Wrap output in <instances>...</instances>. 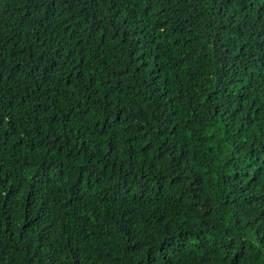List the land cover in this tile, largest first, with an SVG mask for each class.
Masks as SVG:
<instances>
[{
  "label": "trees",
  "instance_id": "16d2710c",
  "mask_svg": "<svg viewBox=\"0 0 264 264\" xmlns=\"http://www.w3.org/2000/svg\"><path fill=\"white\" fill-rule=\"evenodd\" d=\"M0 13V264H264V0H40Z\"/></svg>",
  "mask_w": 264,
  "mask_h": 264
},
{
  "label": "clouds",
  "instance_id": "9594fccd",
  "mask_svg": "<svg viewBox=\"0 0 264 264\" xmlns=\"http://www.w3.org/2000/svg\"><path fill=\"white\" fill-rule=\"evenodd\" d=\"M39 6L40 0H0V13L4 15L11 8L22 25L35 27L36 19L32 15Z\"/></svg>",
  "mask_w": 264,
  "mask_h": 264
}]
</instances>
